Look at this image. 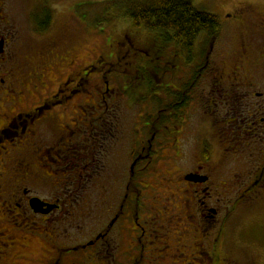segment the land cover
I'll return each instance as SVG.
<instances>
[{
	"label": "flooded vegetation",
	"instance_id": "1",
	"mask_svg": "<svg viewBox=\"0 0 264 264\" xmlns=\"http://www.w3.org/2000/svg\"><path fill=\"white\" fill-rule=\"evenodd\" d=\"M53 1L21 19L0 0V264H174L181 247L186 264H234L226 197L264 201V9L222 12L219 34L187 47L161 28L159 56L125 35L83 62L70 29L54 30ZM150 82L157 107L135 95ZM129 95L136 124L122 114ZM158 169L162 190L147 179ZM179 205L188 227L140 253L145 225L158 232Z\"/></svg>",
	"mask_w": 264,
	"mask_h": 264
},
{
	"label": "rangeland",
	"instance_id": "2",
	"mask_svg": "<svg viewBox=\"0 0 264 264\" xmlns=\"http://www.w3.org/2000/svg\"><path fill=\"white\" fill-rule=\"evenodd\" d=\"M191 1L194 5L218 15L221 20H223L222 12L234 9L242 3H249L255 7L264 9V0ZM53 2L55 3L53 6L56 7L54 9L56 11L54 30L56 31L63 27H68L70 29V43L83 62L90 61L100 54L112 55L113 51L117 50L119 47V40L124 38L125 35L130 36V42H137L139 44L137 45L138 47L140 46L150 50L152 53H156L155 56L160 55V45L162 44V36L159 32L160 29L149 30L132 25V19L125 10L128 4L123 0H55ZM35 5H37V0H12L11 11L18 18L26 19V17L32 16V10L36 8ZM80 7L82 9L87 7V12L91 13L92 16L96 14V18H99L100 21L88 20L85 16L78 14V8ZM127 44H129V42ZM203 44H205V42H203ZM131 48L134 50L133 47ZM134 52L142 56L141 52L138 54V49L134 50ZM164 55L165 59H169L170 54L168 52ZM160 59L161 58H159V60ZM132 68L135 71L136 68H142L146 71L147 65L142 61V57H139L137 62H134ZM135 78H140V76L137 75ZM121 81L118 84L119 86H122L124 82V80ZM152 84L156 88L155 93H157L159 89L158 84L160 83L156 82ZM152 91L150 86H140L135 90V95H143L145 98H149L148 103H152L157 107L159 95L158 93H151ZM122 97L124 98L125 96ZM126 97L122 100V114L124 115V119H127L130 124L133 122L136 124L139 119L138 113L141 111L137 103L139 100L137 101L133 95ZM150 109L152 110L151 107L147 108V110ZM200 119L203 121L205 120L201 115ZM189 138L192 139L191 135H189ZM171 169H176V166L173 165ZM115 171L114 169L110 177H114ZM161 172L162 170L158 169L156 172L151 171L147 175V179L159 190L164 188L159 184V175ZM152 192L153 191H150V193ZM184 194L189 195V192L185 191ZM238 196L236 191H231L226 197L227 204L225 203L226 205L221 209L223 211L220 215L228 211L231 212L228 215L224 227L226 240L225 243L221 244L222 250L225 249V256L234 264H246L250 262L264 264V201H255L252 203V206H247L243 201L237 202V199L235 200ZM149 202L152 203L153 201ZM180 209L181 206L179 205L178 209L164 214V218H159L158 222H155L156 224L154 225L158 232H154L153 223L145 225L146 229L151 230V234L146 240L138 244L140 253H142V248L144 246L147 248L150 246L162 245L158 242L157 235H154V233H160L159 239H163L164 236L162 234L167 230L180 233L183 228L188 227L185 223V219H183L184 213H181ZM155 210L152 212L154 213ZM156 250H160L159 246ZM156 250L155 252L157 253L155 256L160 258L162 254ZM182 250L181 247L180 250L176 251L174 260H176L177 263L174 264H186L188 259L182 257ZM167 263L173 264L172 261H167ZM192 264L200 263L196 261Z\"/></svg>",
	"mask_w": 264,
	"mask_h": 264
},
{
	"label": "trees",
	"instance_id": "3",
	"mask_svg": "<svg viewBox=\"0 0 264 264\" xmlns=\"http://www.w3.org/2000/svg\"><path fill=\"white\" fill-rule=\"evenodd\" d=\"M123 1L128 4L125 10L132 19V25L149 30L173 28L178 37L182 39L184 47H187L188 44L197 40L204 33L218 35L220 32L221 22L219 16L194 5L191 0ZM37 6H41L39 2ZM50 11L46 9V12ZM78 14L85 16L88 20L100 21L99 18H96V14L92 16L91 13L87 12V7L84 9L78 8ZM45 17L48 19L47 23H49L53 19L52 11ZM139 57H142V61L149 65V58L145 55ZM148 85L152 90L153 84L150 82ZM140 97L145 98L143 95H140Z\"/></svg>",
	"mask_w": 264,
	"mask_h": 264
}]
</instances>
